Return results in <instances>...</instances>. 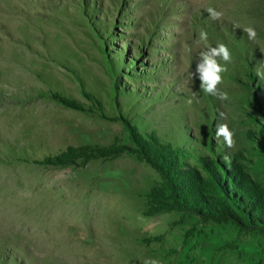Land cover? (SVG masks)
I'll list each match as a JSON object with an SVG mask.
<instances>
[{
	"label": "rangeland",
	"instance_id": "obj_1",
	"mask_svg": "<svg viewBox=\"0 0 264 264\" xmlns=\"http://www.w3.org/2000/svg\"><path fill=\"white\" fill-rule=\"evenodd\" d=\"M0 208V264H264V0H0Z\"/></svg>",
	"mask_w": 264,
	"mask_h": 264
},
{
	"label": "clouds",
	"instance_id": "obj_2",
	"mask_svg": "<svg viewBox=\"0 0 264 264\" xmlns=\"http://www.w3.org/2000/svg\"><path fill=\"white\" fill-rule=\"evenodd\" d=\"M208 14L212 19H218L221 16L220 12H217L215 9L209 7L207 9ZM247 33L249 39H255L256 31L252 27L244 29ZM199 38L204 42L206 51L200 54V61L196 66V73L198 78L201 81L200 89L209 95H219L220 99H227V93L219 92L217 90V85L221 84L223 81L222 73L227 69L224 65L218 62L217 57H219L223 62H231L232 56L229 48L221 43L216 47H212L207 43L208 33L204 30H201L199 33ZM193 75V74H191ZM217 137H223L224 142L228 147H231L233 144V133L226 124L220 125L216 130ZM148 264V262H145ZM151 264H156V261H151Z\"/></svg>",
	"mask_w": 264,
	"mask_h": 264
},
{
	"label": "bare ground",
	"instance_id": "obj_3",
	"mask_svg": "<svg viewBox=\"0 0 264 264\" xmlns=\"http://www.w3.org/2000/svg\"><path fill=\"white\" fill-rule=\"evenodd\" d=\"M2 207V206H1ZM1 209V208H0ZM1 211H3L4 213H5V215H6V217L8 218V219H10V220H13V219H17V218H15V215H11V213H10V210H8V209H5V208H2V210ZM32 229V230H31ZM25 230H27V231H31L32 233H33V231H35V227L34 226H28L27 224H25ZM29 233V232H28Z\"/></svg>",
	"mask_w": 264,
	"mask_h": 264
}]
</instances>
